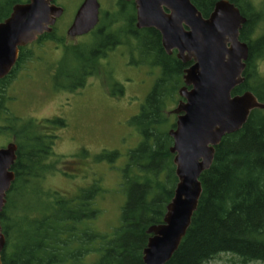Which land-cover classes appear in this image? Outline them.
I'll return each instance as SVG.
<instances>
[{
  "label": "trees",
  "instance_id": "trees-1",
  "mask_svg": "<svg viewBox=\"0 0 264 264\" xmlns=\"http://www.w3.org/2000/svg\"><path fill=\"white\" fill-rule=\"evenodd\" d=\"M23 1L0 0V21L8 16L13 4ZM190 1L205 15L215 0ZM246 16L239 31V39L248 45L244 80L232 93L250 90L264 102V77L253 67V60L261 55L264 36L256 41L250 39V24L256 16ZM156 40L152 30L149 42L158 50ZM78 51L74 52L79 54V61H73L67 67L69 71L81 69L84 55ZM187 66L183 63L184 68ZM174 67V63H163V74L139 113L130 118L141 136L138 146L128 154L129 166L138 171L124 177L130 185L127 200L119 225L110 233L94 231L89 221L96 211L82 198L83 194L69 198L45 192L47 208L42 213L31 207L21 213L16 208L15 195L20 196L52 169L45 162L50 155L51 138L40 134L38 160H32L35 153L27 156L25 152L31 140L17 139L18 156L11 167L15 176L0 211V225L6 238L1 264H142V249L149 236L146 229L161 222L177 181L169 151L172 140L166 129L170 122L161 111L163 98L173 99L180 82L175 74L167 79ZM62 123L61 118L52 121L53 125ZM199 180L201 194L196 210L177 250L165 264H203L221 252L234 253L243 261H264V109H253L242 128L221 138L209 168L200 174Z\"/></svg>",
  "mask_w": 264,
  "mask_h": 264
},
{
  "label": "rangeland",
  "instance_id": "rangeland-1",
  "mask_svg": "<svg viewBox=\"0 0 264 264\" xmlns=\"http://www.w3.org/2000/svg\"><path fill=\"white\" fill-rule=\"evenodd\" d=\"M81 1L55 0V4L64 9L62 17L57 21L59 27H68ZM236 1L247 15L256 16L250 24V39L256 41L260 36H264V0ZM100 4L102 13L105 12L102 22L107 34L100 42L103 39L105 42L108 36L113 37L111 32L115 31L116 39L121 43H116L110 49L105 47L103 51L100 48L98 53L103 57L94 65L98 77H88L83 86L79 87L76 83L80 69L76 71L72 68L68 71L72 76H58V82L63 85H57L58 82L55 83L53 78L49 77V71L53 70L52 67L56 65L60 55L65 53L63 60L66 68L70 67L73 61L78 62L80 56L70 48L53 53L52 47L45 53L48 62H40L34 58L25 70L15 69L10 77L4 80V88L0 90L4 91L3 95L5 93L17 96L15 102L8 104L14 115L20 119L30 118L34 124L39 122L41 132L51 134V141H54H50V155L45 158V162L52 169L45 171L42 177H39L33 186L25 188L20 196L15 195L14 198L18 200L16 208L21 213L28 211V207L36 213H42L47 208L46 198L43 196L45 192H56L69 198L83 194L82 198L90 202L96 211L89 221L94 231L110 233L119 225L121 210L127 200L130 185L124 177L134 176L138 171L136 167L129 166L128 154L138 146L141 136L130 122V118L139 113L141 105L158 79V69L150 64V57L145 55L149 39L143 38L144 33L139 39L126 34L128 28L126 29L116 0L115 9L114 2L100 0ZM114 19L115 29H110L108 25ZM64 36L63 42L70 47L82 48L84 43L95 40L93 37H70L66 33ZM79 51L82 55L89 56L81 49ZM259 53L261 55L253 60V67L264 77V46ZM27 73L29 76H26ZM181 84L180 77V82L174 90L175 97L163 98L165 100L161 111L170 124L175 119L170 110L176 106L179 99L177 89ZM58 116L63 119L64 126H44L49 124L46 123V118ZM170 124L166 126L167 130L171 127ZM8 137L0 135V146ZM10 140L9 137L8 141ZM88 257V254L84 255L85 260ZM203 264H264V261H243L234 253L221 252Z\"/></svg>",
  "mask_w": 264,
  "mask_h": 264
},
{
  "label": "water",
  "instance_id": "water-1",
  "mask_svg": "<svg viewBox=\"0 0 264 264\" xmlns=\"http://www.w3.org/2000/svg\"><path fill=\"white\" fill-rule=\"evenodd\" d=\"M136 26L152 27L166 51L191 63L183 70L181 99L168 129L176 183L160 223L151 224L142 249V264H165L177 250L201 194L200 174L209 168L221 138L242 128L253 109H264L250 91L231 94L243 82L248 45L239 39L245 17L228 0H216L207 17L190 0H134ZM98 0H82L67 30L70 36L92 29ZM62 7L53 0H25L12 5L0 21V78L11 69L19 46L48 31ZM16 145L0 147V211L14 180ZM6 243L0 225V254ZM1 264V256H0Z\"/></svg>",
  "mask_w": 264,
  "mask_h": 264
},
{
  "label": "flooded vegetation",
  "instance_id": "flooded-vegetation-1",
  "mask_svg": "<svg viewBox=\"0 0 264 264\" xmlns=\"http://www.w3.org/2000/svg\"><path fill=\"white\" fill-rule=\"evenodd\" d=\"M107 1L114 2V9H115V0H107ZM215 1L213 2L212 6L210 7L207 14L204 15L201 13L203 17H207L209 15V13L213 9ZM228 1L233 3L238 8L240 14L245 17V22H246L247 16H246L245 12L243 11V9L241 8V6L239 5V3L237 2L238 4H235L236 2L234 3L231 0H228ZM53 2L55 3V0H53ZM116 2L118 4V6H120V9H121L120 14L122 15V18H123V20L127 26L126 29L128 28L126 31V34H130L134 38L139 39V37L142 36V34L144 33L143 38L146 40V39H149L150 34L152 33V30H154L156 32V36H157L156 42H157V45L159 48H158V50H157V48H152V46L150 45L151 43L148 42L149 46L145 50V52H146L145 55H148L150 57L149 58L150 64L155 65L156 68L158 69V70L156 69L158 71V74H157L158 79L163 74V63L166 65H168V63H174L175 64L174 68H170L171 72H169L170 75L168 76L169 78H167V79H172L173 74H175L177 76V78L181 77L182 84L177 89V95L179 96L178 90L180 87L183 86V78L182 77H183V70H184V67H183L184 62L176 56V53H177L176 49H171L170 51H166L161 44V37H160L159 32L157 30H155L154 28H152V27H140V28H138L136 26V10H135L134 0H116ZM98 4H99L98 16H97V22H96L95 26L92 29H90L88 32H86L82 35H76V36H70L67 34V30H68V28L72 22L73 17L71 18L68 27H66V28L62 27L61 28L58 26L57 21L62 17V15L64 13V9L62 7V9H63L62 13L58 17L55 18L54 23L50 26V29L48 31H44L41 34H39L32 42L18 47L17 56H16V59L12 65L11 69L9 70V72L6 75H4L3 77L0 78V88H4V86H3L4 80H6L8 77H10V75L13 73V71L15 69L16 70L19 69L21 71L25 70V68L28 67L27 64L30 61H32L34 58H36V60L40 61V62H48V61H46L47 57H46L45 53L48 52L52 47H53V49H52L53 53H55V52L57 53L58 50L61 52L62 49L64 51H66L68 48H70L73 51H77V50L81 49V50L85 51V54L86 53L89 54L88 57L86 55H84V62L81 66L80 73L77 76L78 77L77 83L80 86H83V84L85 82L84 80H86L88 77H93L94 75H96L98 77L96 71H94V65L96 62H99L98 60L101 57H103L102 54L100 55L98 53V51H100V48H101V51H103V48H105V47L110 49L116 43H121L120 40L116 39L115 31L111 32V35H113V37L108 36V38H106L105 42H104V39L102 40V42H100V39H102L104 37V35L106 34V32L104 31L105 25L102 22L103 21L102 16L105 14V12L102 13V7L100 4V0H98ZM73 16H74V14H73ZM106 16H108V14ZM245 22L242 24L239 31L242 29ZM108 26L110 27V29H113V28L115 29V19ZM65 33L70 37H78V36L79 37H90V38L93 37L95 40H90V42H88V43L83 42L84 47H82V48H80V47L78 48L77 46L70 47L63 42V40L65 39V36H64ZM90 51H92V52L94 51V52L91 53ZM41 53H43V54H41ZM64 54L65 53H62V55H60V58L55 62L56 65H54L52 67L53 70L49 71V77L53 78L55 83L58 82V80H57L58 76L65 77V78H69L72 76L68 72L69 70L66 68V65L64 63V60H63ZM89 58H92V59H89ZM90 61H92V62H90ZM135 63H136V61H134V63H133L134 66L137 65ZM185 63H188V65H189L191 63V61H187ZM26 76H29V73H27ZM176 81H178V80H176ZM64 87H67V86L64 85ZM2 92H4V91L0 90V135H5V137L8 135L11 138V140L8 141V138H9L8 137L7 141L4 144H2V146H0V147H4L8 143H14L16 145V150H15V160H16V158L18 156L17 155L18 148L20 146V144L18 146L17 139L19 141L24 140V139L27 141L31 140L30 142H28L26 144L25 148H27V149H25L26 150L25 152H27V156H29L28 155L29 153H32V154L35 153V155H33L34 158H32V160H34V159L38 160L39 159L38 158V156H39L38 140H39L40 134H43V136L49 137V138H51V134L41 132V130L39 128L41 125L39 124V122L37 124H34L32 122V120H30V118L28 119L26 117H23L22 119H26V120H22L18 116L14 115L12 113L13 111L11 110V108L9 109L8 104L11 101L15 102V100H17V96L6 95L5 93L3 95ZM113 92H111V93L113 94ZM231 94H233V93L231 92ZM180 99H181V96H179V99L177 100V102ZM177 102H176V104H177ZM170 112H171V110H170ZM27 117H29V116H27ZM35 118L40 119V117H37V116H35ZM56 118H60V117L58 116ZM54 119L55 118H46L45 121H47L46 123H49V124L44 125V126H46V127H48V126L60 127V126L65 125L64 123H62L60 125H53L52 121ZM17 122H18V125H17ZM173 123L171 124V127L173 126ZM51 142H54V141L52 140ZM49 147H51V144H49ZM47 157H49V155Z\"/></svg>",
  "mask_w": 264,
  "mask_h": 264
}]
</instances>
